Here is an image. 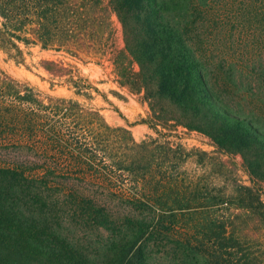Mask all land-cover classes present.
<instances>
[{
	"label": "trees",
	"instance_id": "trees-1",
	"mask_svg": "<svg viewBox=\"0 0 264 264\" xmlns=\"http://www.w3.org/2000/svg\"><path fill=\"white\" fill-rule=\"evenodd\" d=\"M113 13L151 133L73 96L99 90L58 56L40 63L73 95L0 68V264H264V0H0V47L103 53Z\"/></svg>",
	"mask_w": 264,
	"mask_h": 264
},
{
	"label": "rangeland",
	"instance_id": "rangeland-1",
	"mask_svg": "<svg viewBox=\"0 0 264 264\" xmlns=\"http://www.w3.org/2000/svg\"><path fill=\"white\" fill-rule=\"evenodd\" d=\"M112 24L113 33L110 45L103 53H81V58H78L63 53H53L52 50L34 45L25 49L22 59H17L12 53L0 47V68L44 93L73 95L72 91L66 88L63 78L51 77L40 63V60L45 57L62 58L74 66L75 76L86 77L87 81L99 90H92V97L89 99L81 95L73 96L86 104L100 108L110 124L127 126L134 138L139 140L151 133V129L142 121L147 114L148 107L147 103L140 98V94L131 93L127 87L118 84L111 60V50L123 45V35L121 23L115 13L112 14ZM184 131L182 126L176 128V132L182 134L181 141L187 147L213 149L208 136L198 131ZM234 159L236 160L234 175L241 181L247 182V175L240 164L241 157L236 155ZM194 166L195 163L191 161L186 163L188 168ZM218 181L221 182V179Z\"/></svg>",
	"mask_w": 264,
	"mask_h": 264
}]
</instances>
